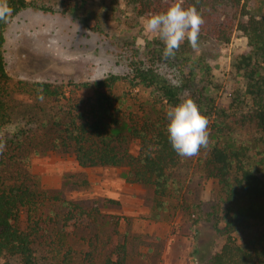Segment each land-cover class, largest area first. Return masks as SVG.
Returning a JSON list of instances; mask_svg holds the SVG:
<instances>
[{"label": "rangeland", "instance_id": "374dc122", "mask_svg": "<svg viewBox=\"0 0 264 264\" xmlns=\"http://www.w3.org/2000/svg\"><path fill=\"white\" fill-rule=\"evenodd\" d=\"M28 1L32 5L6 23L3 48L13 84H62L70 96L74 84L112 74L126 76L134 63H141L179 87L183 99L191 97L208 119L207 147L182 158L174 172L171 197L157 202L152 187L128 181V167L84 168L72 152L49 145L41 135L34 137L33 131L37 133L48 112L63 108L49 105L43 111L30 96L17 95L13 121L0 130V140L7 144L23 140L26 150L15 147L13 153L30 155L31 182L59 198L41 213L49 221V232L61 235L63 253L72 249L75 260L81 261L96 251L103 264L116 244L126 243L127 264H198L197 246L219 252L226 241L227 204L218 178L207 169L213 146L232 149L264 179V149L255 128L246 125L221 132L215 126L217 110L239 122L244 113L241 102L247 78L237 65L253 49L245 33L236 26L230 42L222 46L213 43L193 49L185 46V40L175 56L164 58L162 40L145 32L144 16L124 0ZM118 91L130 95L134 110L154 107L151 91L145 87L121 84ZM91 94L90 89L77 92L80 99ZM139 147L131 141L133 154ZM67 202L85 209L97 207L99 214L79 216L64 225ZM26 218L25 214L24 225ZM259 231L264 234V225Z\"/></svg>", "mask_w": 264, "mask_h": 264}, {"label": "trees", "instance_id": "16d2710c", "mask_svg": "<svg viewBox=\"0 0 264 264\" xmlns=\"http://www.w3.org/2000/svg\"><path fill=\"white\" fill-rule=\"evenodd\" d=\"M124 1L144 17L165 11L174 2ZM8 3L13 9L9 20L32 5L28 0H8ZM181 3L185 8L195 6L203 16L198 47L226 45L236 26L247 36L253 49L237 65L247 78L241 102L242 119L233 120L226 111L217 110L215 126L221 132L243 129L246 125L254 127L264 149V0H181ZM5 31L6 23L0 21V130L13 121V100L17 95L30 96L43 111L49 105H59L63 109L56 113L49 111L36 129L38 134L33 131L34 137L41 135L48 138L49 145L72 152L84 168L128 167V181L152 187L157 202L171 197L174 172L183 157L168 141L166 111L184 100L181 89L154 67L141 63H134L126 76L112 74L92 83L74 84L70 96L62 84H13L3 48ZM185 46L192 48L187 40ZM121 84L149 89L154 107L134 110L129 104L130 95L119 93ZM82 89H90L91 96L80 99L77 92ZM133 140L139 143L138 154L130 150ZM0 145H4L0 149V264H101L96 251L88 252L81 261L75 260L72 249L63 253L61 235L49 232V221L41 213L59 198L31 182V166H27L30 155L20 157L13 153L15 147L26 150L23 140L10 144L0 140ZM207 169L218 178L225 194L226 241L216 253L197 246L194 251L197 263L264 264V234L259 231L264 225V179L246 166L238 153L217 145L211 150ZM66 207L64 225L79 216L96 218L99 214L97 207L85 209L72 202H67ZM127 261V244L118 243L103 264H127Z\"/></svg>", "mask_w": 264, "mask_h": 264}, {"label": "clouds", "instance_id": "9594fccd", "mask_svg": "<svg viewBox=\"0 0 264 264\" xmlns=\"http://www.w3.org/2000/svg\"><path fill=\"white\" fill-rule=\"evenodd\" d=\"M12 11L8 0H0V21L7 23ZM141 19L145 32L156 33L162 40L164 58L175 56L185 40L193 49L199 46L200 26L204 20L195 6L185 8L181 0H174L167 10L148 14ZM166 119L167 138L178 155L191 157L201 147H207L208 119L191 97L169 106Z\"/></svg>", "mask_w": 264, "mask_h": 264}]
</instances>
